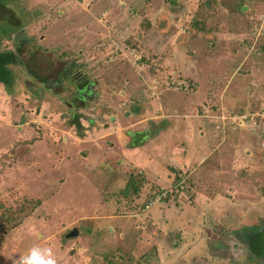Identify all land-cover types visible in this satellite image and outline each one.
Segmentation results:
<instances>
[{"label":"rangeland","instance_id":"1","mask_svg":"<svg viewBox=\"0 0 264 264\" xmlns=\"http://www.w3.org/2000/svg\"><path fill=\"white\" fill-rule=\"evenodd\" d=\"M92 1L8 3L26 20V26L17 33L34 35L35 41H27L22 47L20 55L26 67L16 68L13 88L7 90L0 85V213L11 207L20 210L18 216L26 215L4 235L0 264H16L33 244L50 247L57 264H168L163 254L173 252L166 247L175 237H162L163 231L170 222V231L165 232L176 233L172 229L178 232L180 226L173 222L181 224L193 217L189 208L193 197L178 190L182 180L175 179L171 169L174 177L170 181L167 176L164 184L169 185L161 187L154 183L158 182L156 178H147L145 170L123 164L122 152H115V158L110 159L113 153L105 145L113 142L116 148L121 143L130 147L138 142L137 135L133 139L123 137L135 119L127 120L126 127L121 124L124 128L105 126L111 108H119L125 115L132 108H156L152 106L155 101L157 108L162 109L160 102L167 101L172 103L169 107L167 103L168 108H179L180 112L203 108L195 107L198 101L214 108L210 106L214 104L211 94L207 102L204 98L206 91L212 92L213 86L216 90L218 84L220 90L227 87L225 103L229 106L230 98L237 92L242 93L240 102L249 94L255 100L264 97V79H260L264 73V5L244 12L231 6L230 0H105L109 5L97 21L110 32L101 29L95 35L88 32L91 22L85 15L99 4ZM261 2L264 4V0ZM109 8L113 14L105 17ZM4 11L0 8V15ZM15 37L17 34L2 39L1 48L14 50ZM79 53L84 57L74 59ZM241 55L250 65H240V76L230 79L228 73L232 75L231 68ZM256 58H261V62ZM75 60L81 66L76 68L75 77L63 76L58 84L51 79L42 85L27 68L28 65L35 75L60 79L57 72ZM206 73L211 79H205ZM85 75L93 82L92 88L79 91L77 85ZM237 80L240 86L249 83L244 86L251 87L243 90L236 86L237 92L232 94L230 87ZM197 86L200 90L196 94ZM77 114L81 128L71 122ZM163 115L165 112L161 111ZM244 116L248 117L227 110L221 112L220 119L237 126ZM257 121L264 118L258 117ZM172 135L168 133V139ZM164 137L158 138V151L149 145L126 153L147 164L150 156L159 162L169 157L172 160L174 152L168 151ZM181 139L179 134L177 140ZM209 148L211 145L206 147ZM195 150L196 147L189 154ZM257 156L253 160L259 164ZM211 162L210 159L207 164ZM179 171L178 178L184 177L192 193L191 169ZM204 178L213 181L215 177ZM160 192L165 198L161 199ZM166 197L169 199L164 200ZM162 203L170 206V212L161 213ZM240 210L235 209V217L220 220L217 232L209 228V246L205 241L194 242L192 234H188V243L183 245L178 236L174 241L180 245L179 252L176 259L170 260L172 264H235L238 253L223 248L246 238L237 233L231 237L224 233L221 238L220 230L235 231L243 220L237 217ZM153 222L157 223L154 227ZM248 233L249 245L253 233ZM254 238L264 240L261 235L255 234ZM162 240L166 250L156 244ZM239 249L245 252L242 246Z\"/></svg>","mask_w":264,"mask_h":264},{"label":"crops","instance_id":"2","mask_svg":"<svg viewBox=\"0 0 264 264\" xmlns=\"http://www.w3.org/2000/svg\"><path fill=\"white\" fill-rule=\"evenodd\" d=\"M92 2L93 4L94 2H99V4L96 8L90 10L88 14L83 12L87 17H89V20L91 22L88 27V32L91 30V32L95 35L100 34L101 29L106 32H110V29H106V26H103L99 21H97L100 20V14L104 13V8L109 4L105 0H93ZM230 2L231 6H234L235 9L239 8L244 12L254 11L256 7L264 5L262 4L261 0H230ZM240 4H242V6ZM237 5L240 6L237 7ZM109 14H113L112 8L108 9L105 17H109ZM85 15L82 16L86 17ZM86 27L87 25L83 26L85 30ZM73 36L76 37L78 35L74 33ZM238 51L239 50H237V52ZM189 52L190 51H188L187 53ZM233 53L235 55L236 51H233ZM81 56L83 55L79 53L76 57L74 56V59L81 58ZM238 58V62L234 63L233 67L231 68L232 75L230 74L231 72L228 73L230 79L236 78L237 74L240 76V65H250V62H246V58L243 59L242 55ZM256 60L258 62H261V58H256ZM251 66H253L252 63ZM64 69L65 68L62 67L60 71H63ZM60 71H58L56 75H59ZM75 75L76 73L71 77L74 78ZM206 76L208 79H211L210 75H208L207 73L205 75V79ZM43 78L46 79L45 81L47 82H44ZM83 78V82L79 83L77 87L80 85V87L83 86L82 90L85 88L87 90H91L93 82L90 80L88 75H85ZM51 79H54L56 81V84L60 83L58 77L46 78L40 76L38 80L40 81V83H42V85H46L48 82L50 83ZM260 79H264V73L262 74V77ZM239 84L240 83L237 80V82L232 85V87H230L231 92L233 91L232 94L237 92L235 90L236 86L239 89L243 90H245L247 87H251L244 86L250 85L249 83H242L243 85L241 86ZM213 87H211L212 92L206 91L207 93L205 94L206 97L204 98V100L205 102H207V97L211 94V99H214V104L210 106H214V108H208L207 106H205V103H199L198 101L196 102L195 107L203 105V108H193L190 112H180L179 108H168L170 105H172V103L170 104L167 101L166 104L165 101L163 103L160 102V104H162L163 106L162 109L157 108L158 102L154 99L153 101L155 102H153L152 106H155L156 108H132V110H129V112L127 111L128 114L126 115L121 113L122 110L119 108H111L112 112L109 121L107 123H104L105 126L108 125L107 128L111 125H114L116 128H124L127 125L124 124L127 123V120L135 119V123L129 125V130H126L123 137L125 139H133L134 136L136 137L137 135L136 138L138 139L136 141L138 142H135L134 145H131L130 147L129 145L121 143V146L116 144V148L114 147V144H112L113 142L105 146H107V148H109V150H111L114 155H112L110 159L115 158V152H122L124 161L123 164L127 163L134 168H139L141 171L145 170V175L147 176V178H156L158 182L154 181V183L160 186L162 185L161 187H164L168 184H164L167 176L170 181L171 178L174 177L169 171L168 166H175L179 170H186V168L191 169L189 175L192 177L191 179H193V199L190 201L189 208L193 217H190L189 219H187V221H184L181 224L173 222L174 226H180L178 232L176 228L172 229V231L175 230L176 233L165 232L170 231L168 230V225L170 224V222H167V228L164 229V233L162 234V237L165 235L173 236L175 237L174 240H178L180 238V240L178 241H181V243L183 242V245H186L188 243V234H192L190 237L194 240V242L205 241L209 246L210 235L207 236V234L209 233V228H213L217 232V226L221 225L220 220H222L223 218L225 220L227 216L231 215L233 217L235 209L237 208L241 209L240 211H237L238 219H243L242 223L239 226L244 225L248 228L250 227L249 232L251 231V228H257V230H261V228L264 227V121H260L258 123L242 122L240 124H237V126H233L232 122H226L220 119L221 112L223 111L225 113L227 112V110L239 112L243 115L254 114V111H256L255 113H258L259 111H257V109L264 111V97H261L259 100H255L252 99L249 94V96H247L245 99H242V101L240 102L239 94L241 96L242 93L237 92L235 97L230 98V102H228L230 103L229 106L225 103V100H227L228 98V93L227 91L226 93L224 91L227 90V87L226 89L222 88L220 90L221 87L218 84L216 86V90L214 91ZM132 89L136 88L133 87ZM199 90L200 86L196 88L195 93L197 94ZM163 91L166 90H161L160 92L163 93ZM131 94L136 95L133 92ZM222 96L224 97V99L221 98ZM167 103L169 104L168 107ZM165 105L167 108H165ZM161 111H164L165 115L161 116ZM194 112L196 113L194 114ZM120 116H127L128 119H125L123 121L122 119H120ZM176 118L179 120H177ZM146 133L147 135L143 136V134ZM168 133L173 134L170 139H168ZM131 134H133V136ZM179 134L182 135L181 140H177ZM164 135L165 137L162 139L165 146L167 147L168 151L171 152L172 150L174 152V154L171 155L172 160H170V157L165 158V160H162V163L158 160H154L150 156L148 160V163L150 164L149 165L147 164V162L141 163L142 161L140 159L126 153L130 150L131 152L144 150L149 145H153V148L158 151L161 144H157V141H159L160 137H163ZM139 137H143V139H139ZM177 141H180V143ZM208 145H211V148L206 149ZM178 146H181L182 148L180 149ZM194 147H196V150L193 152V154H189L190 150L194 149ZM117 149L121 150L119 151ZM103 150H105V148ZM203 150H205V152L207 150V153H204ZM214 154H217V156H214ZM256 155H258L257 157L260 156L259 164H256V161L253 160ZM210 159L212 160L211 164H207ZM191 161L192 163L190 164ZM202 167L204 168V170H201ZM260 167H262L261 170L259 169ZM198 168H200V172L197 171ZM148 169L150 170L147 171ZM169 175H172V177H169ZM205 176H211L215 178L213 181L205 180ZM150 181L152 182V180ZM202 192H205V195H202ZM165 206L168 208H164ZM154 207L156 208L157 205L155 204ZM160 208V211L163 214L170 212L171 209L170 206L167 205V203H162ZM155 218L157 217H154L152 219ZM210 219L211 222H209ZM254 219H257L258 221L255 223ZM154 223L155 222L152 223V227L157 224ZM208 223L212 225V227H209L210 225ZM239 226L235 227V229H238ZM159 228L162 230L161 227ZM224 231L225 230L223 229L220 230V237L224 233L229 234V237H231L232 234L236 233V230L233 232H230L229 230H227V232ZM178 236L180 237L177 238ZM229 237L228 239H230ZM174 240L173 242L171 240L170 245L166 247V249L173 250V252H163V255L166 258L165 263L168 264H172L170 260L173 258L176 259V252H179L178 248L180 247V245H177ZM163 242L165 241L162 240V242L160 241L156 244L161 249H165V247L163 246ZM218 248H221V245H219ZM260 249L263 253L264 247ZM155 255L157 256V254Z\"/></svg>","mask_w":264,"mask_h":264},{"label":"trees","instance_id":"3","mask_svg":"<svg viewBox=\"0 0 264 264\" xmlns=\"http://www.w3.org/2000/svg\"><path fill=\"white\" fill-rule=\"evenodd\" d=\"M8 3H10V0H0V8L6 11H4L5 14L2 13V15H0V85H3V87L7 90H10L13 88V86L15 85L16 82V78L15 74L16 73V68L18 67H26L25 62L23 61V59L21 58V50L24 44L27 43V41H35V36L34 35H30V36H25V34H23L24 32H19L20 29H23L26 26V20H22V16L20 14H17V12L15 10H13L12 8L8 7ZM6 7V8H5ZM7 12V13H6ZM13 34H17V37L14 38V44H15V49H2L1 48V43H2V39L7 38L10 39V37ZM22 39V40H20ZM35 44L32 43V47H34ZM29 55H32L31 52H28ZM81 66H78V64H76V60L75 62H73L69 67L65 68L63 71H60V79L59 82L61 83L63 81V76L65 77H69L71 78L72 75L75 74V72L77 71L76 68H79ZM27 68L29 69V73L31 75H34L36 78H40V76L35 75V72L33 70H31L29 68V66L27 65ZM44 82L46 79H44ZM91 83V82H89ZM79 89V91L82 90ZM79 96V95H78ZM81 97V95L79 96ZM80 116L77 114L75 115V117L73 118V120H71L72 124L78 127H82L81 126V122H80ZM146 134H143V136H146ZM168 169L174 171L173 173L175 174V179L179 180H183L184 177L182 176L181 178L179 176V169H177L176 167H172V166H168ZM180 182V181H179ZM135 185V183H134ZM184 188L183 191L184 193H186L187 195L189 194V196L193 197V194L190 193V190L187 189V183L183 184ZM137 186V185H136ZM182 189L180 187H178V190ZM137 190V189H136ZM138 191V190H137ZM161 193V192H160ZM165 198V197H162ZM161 198V199H162ZM168 197H166L167 200ZM169 199V198H168ZM20 210L15 211V208L8 207L7 209H4L1 213H0V244L3 243V237L5 234H7L9 231H11L12 229H14L15 227L18 226L19 221L22 217H25L26 215L23 216H18L19 215ZM252 237V242H250V246L252 247V249L254 251H256L257 255H261L262 254V250L259 248V245H261L260 243L264 244V240H257L255 238ZM212 248H214V246L211 245Z\"/></svg>","mask_w":264,"mask_h":264},{"label":"flooded vegetation","instance_id":"4","mask_svg":"<svg viewBox=\"0 0 264 264\" xmlns=\"http://www.w3.org/2000/svg\"><path fill=\"white\" fill-rule=\"evenodd\" d=\"M239 227H238V229H236V233L242 235L246 239H244V241L238 239L237 241L239 243H234V244L229 243L228 245H230V246L226 245L227 248H223V250L228 251L231 249V251L238 253L235 264H264V252L262 253L263 255L262 254L257 255L256 251H254L252 249L250 244L248 245V238H249L248 232H249L250 227L248 228L246 226H242V227H240V229H239ZM262 231H264V227L261 228V230H257V228H254V229L251 228L250 232H252L253 234H250V235L253 236V238H254L255 234L257 236H260V235L264 236V232H262ZM242 236H240V237L242 238ZM258 240L261 241L262 238H260ZM235 244L237 245V247ZM260 244L261 245H259V248H263V246H262L263 244L262 243H260ZM240 246H242V248L245 250V252H239Z\"/></svg>","mask_w":264,"mask_h":264},{"label":"clouds","instance_id":"5","mask_svg":"<svg viewBox=\"0 0 264 264\" xmlns=\"http://www.w3.org/2000/svg\"><path fill=\"white\" fill-rule=\"evenodd\" d=\"M16 264H57V257L50 247L33 244L19 256Z\"/></svg>","mask_w":264,"mask_h":264},{"label":"built area","instance_id":"6","mask_svg":"<svg viewBox=\"0 0 264 264\" xmlns=\"http://www.w3.org/2000/svg\"><path fill=\"white\" fill-rule=\"evenodd\" d=\"M253 116H255V117H253ZM258 117H263L264 118V112H258L257 114H250V115H248V117L247 116H244L243 117V121L242 122H253V123H258V122H260V121H257V118ZM242 122H240V123H242ZM184 181L185 180H182L181 182H180V187L183 189L184 188ZM163 195H165L163 192H161V198L163 197Z\"/></svg>","mask_w":264,"mask_h":264},{"label":"water","instance_id":"7","mask_svg":"<svg viewBox=\"0 0 264 264\" xmlns=\"http://www.w3.org/2000/svg\"><path fill=\"white\" fill-rule=\"evenodd\" d=\"M75 232H76V234H77V230H75ZM74 231H73V233H75Z\"/></svg>","mask_w":264,"mask_h":264}]
</instances>
